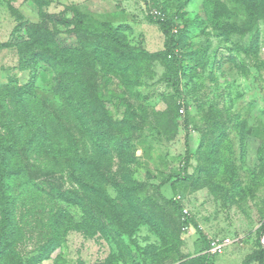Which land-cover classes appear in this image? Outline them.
<instances>
[{"label":"rangeland","instance_id":"rangeland-1","mask_svg":"<svg viewBox=\"0 0 264 264\" xmlns=\"http://www.w3.org/2000/svg\"><path fill=\"white\" fill-rule=\"evenodd\" d=\"M41 1H45L42 6L35 0H0V43H9L0 46V121L18 117L7 93L29 77L20 62L27 46L25 25L52 26L42 13L66 17L82 13L89 32L73 33L59 25L57 37L64 44L80 43L87 62L91 48L107 42L95 33L96 24L99 28L102 22L119 27L126 40L121 48L148 53L164 47L159 26L149 19L153 10L170 18L174 29L184 21L190 25L183 51L189 68L182 74L177 92L166 85L165 66L158 58L149 66L153 75H144L140 84L130 88L114 73L94 74L98 92L107 99L105 108L118 123L112 130L114 137L106 142V153L95 148L65 112L54 95L51 70L42 64L36 79L40 101L46 109L64 111L60 123L76 139L89 164L105 174L110 195L117 199L115 183L124 184V175L138 181L135 203L143 206L141 200L152 199L151 208L175 245L162 249L160 236L138 221L121 200L118 212L123 213L120 219L125 225L121 240L111 233L108 223L106 233L77 226L38 264H185L198 255H207L210 264H257L258 229L264 220V19H250L240 0ZM231 26L239 31H230ZM91 70L89 64V74ZM80 99L78 96L76 101ZM3 132L0 124V134ZM186 140L190 164L184 171ZM23 158L32 184L45 181L46 188L57 185L63 190L76 186L65 169L59 170L62 159L45 152ZM160 195L178 201L181 214ZM35 205L19 202L17 206L21 234L14 247L23 259L38 253L41 239L47 236L45 228L32 229L38 218ZM66 208L80 225L84 219L80 209ZM184 210L189 219L186 228ZM214 239L221 242V252L210 249ZM152 246L160 248L158 256L145 253Z\"/></svg>","mask_w":264,"mask_h":264},{"label":"trees","instance_id":"trees-1","mask_svg":"<svg viewBox=\"0 0 264 264\" xmlns=\"http://www.w3.org/2000/svg\"><path fill=\"white\" fill-rule=\"evenodd\" d=\"M240 1L250 19L254 17L264 19V0ZM35 2L39 6L45 3L41 0ZM42 15L52 26L40 23L25 25L27 37L24 40L27 46L20 62L23 69L28 71L29 77L25 83L19 86L13 85L7 93L8 100L10 101L11 98L18 111V117L9 119L7 116L5 121H0L4 128L3 134H0V264H38L48 259L61 245L69 229L77 226L88 231L106 233L108 223L111 233L121 240L124 234L123 226L125 227L124 219L122 221L120 219L123 213L118 212V202L121 200L128 204L130 211L138 217V221L148 224L160 236L164 247L162 249H169L168 245L174 246L175 241L173 237L166 235L160 219L151 208L152 199L146 197L141 200L143 206L135 203L133 196H136L138 181L132 179L130 175H124V184L115 183L118 191L117 199L112 197L104 185L105 174L89 164L86 154L79 151L76 139L63 123H60L64 111L46 109L40 101L41 98L39 99L36 93V79L42 64L51 70L54 95L61 100L65 112L72 117L78 126V131L88 137L95 148L106 153L108 150L106 142L114 137L112 130L118 128V123L105 108L107 99L98 92L94 74L114 73L130 88L132 85L140 84L144 75H153L149 66L155 58H158L165 66L163 78L166 85L177 92L181 76L189 68L184 61L183 51L188 45L190 23L184 21L180 28L174 29L170 18L149 16L150 21L159 26L164 36V47L157 53L121 48L126 40L119 27L102 22L99 28L96 24L95 33L107 42H99L91 50L89 49L92 57L87 62L84 56L85 50L80 48V43L64 44L57 37L59 25L73 33L89 32L90 28L84 21L82 13H75L71 17L47 13ZM229 30L239 31L238 27L233 26L229 27ZM7 45L9 43H0V46ZM89 64L92 66L91 74L88 73ZM89 92H94L95 95L91 96ZM78 96L81 97L79 102L76 101ZM116 96L121 100L122 96ZM178 106V103L175 104L176 109ZM185 142L184 171L190 164L187 140ZM33 152H45L53 158L62 159L63 166L59 170L63 172L65 169L76 186L63 190L57 185H49L46 188L43 184L45 181L41 182L42 184L32 181V184L29 180L28 168L22 159ZM170 179L171 175L163 179L158 186ZM43 195L45 199H42ZM160 196L165 202L174 205L181 214L182 208L178 201L174 203L171 199ZM19 202L36 204L38 218L32 229L37 230L41 227L47 230V236L43 241L41 239V243L39 242L38 253L27 259H23L14 247L21 234L17 218ZM68 205L80 209L84 218L80 225L74 223L73 216L66 208ZM108 209L112 213L107 214ZM183 215V224L187 225L188 215ZM258 235L260 249L257 264H264V247L261 244L264 236V220L258 229ZM145 253L155 255L157 253L158 256L161 250L157 246H152ZM134 263L139 264L137 261ZM185 264H210V261L207 255H198L190 258Z\"/></svg>","mask_w":264,"mask_h":264},{"label":"built area","instance_id":"built-area-1","mask_svg":"<svg viewBox=\"0 0 264 264\" xmlns=\"http://www.w3.org/2000/svg\"><path fill=\"white\" fill-rule=\"evenodd\" d=\"M152 14L156 18H162L163 17L161 11L158 10V9L153 10L152 11ZM184 214H185V216L187 215V211L186 210H184ZM184 228H186L185 225H184ZM210 249L212 250V252H221L222 251V244H221V242L218 241V240H215V239L212 240L210 242Z\"/></svg>","mask_w":264,"mask_h":264},{"label":"water","instance_id":"water-1","mask_svg":"<svg viewBox=\"0 0 264 264\" xmlns=\"http://www.w3.org/2000/svg\"><path fill=\"white\" fill-rule=\"evenodd\" d=\"M261 244H262V246L264 247V236H263V238L261 239Z\"/></svg>","mask_w":264,"mask_h":264}]
</instances>
